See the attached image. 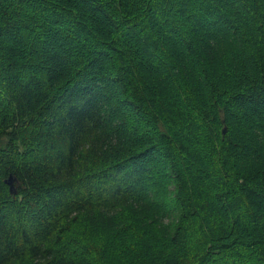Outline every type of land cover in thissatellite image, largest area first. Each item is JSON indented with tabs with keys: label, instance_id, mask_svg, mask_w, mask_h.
Instances as JSON below:
<instances>
[{
	"label": "trees",
	"instance_id": "1",
	"mask_svg": "<svg viewBox=\"0 0 264 264\" xmlns=\"http://www.w3.org/2000/svg\"><path fill=\"white\" fill-rule=\"evenodd\" d=\"M263 77L264 0H0V264H264Z\"/></svg>",
	"mask_w": 264,
	"mask_h": 264
},
{
	"label": "water",
	"instance_id": "2",
	"mask_svg": "<svg viewBox=\"0 0 264 264\" xmlns=\"http://www.w3.org/2000/svg\"><path fill=\"white\" fill-rule=\"evenodd\" d=\"M264 81V77H263ZM6 185L8 186V190L10 193H14V187H13V180L10 175L7 176V178L4 180Z\"/></svg>",
	"mask_w": 264,
	"mask_h": 264
},
{
	"label": "rangeland",
	"instance_id": "3",
	"mask_svg": "<svg viewBox=\"0 0 264 264\" xmlns=\"http://www.w3.org/2000/svg\"><path fill=\"white\" fill-rule=\"evenodd\" d=\"M221 132H224V127H222ZM3 143L5 142V140L2 141Z\"/></svg>",
	"mask_w": 264,
	"mask_h": 264
}]
</instances>
